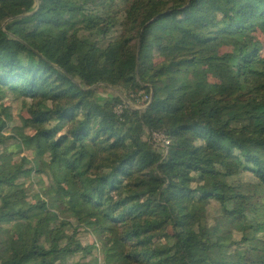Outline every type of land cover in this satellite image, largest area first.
Segmentation results:
<instances>
[{"label":"trees","instance_id":"trees-1","mask_svg":"<svg viewBox=\"0 0 264 264\" xmlns=\"http://www.w3.org/2000/svg\"><path fill=\"white\" fill-rule=\"evenodd\" d=\"M122 1L0 0V99L23 98L35 129L6 137L0 107V147L14 140L46 159L62 215L110 236L104 264H264V58L246 41L252 27L264 39V0ZM222 44L232 52L219 55ZM202 68L222 87L191 79ZM99 87L146 90L151 102L101 99ZM154 132L170 141L161 154L142 142ZM3 157L0 245L7 235L11 255L0 264L84 251L65 234L72 222L18 196L25 158Z\"/></svg>","mask_w":264,"mask_h":264},{"label":"rangeland","instance_id":"rangeland-1","mask_svg":"<svg viewBox=\"0 0 264 264\" xmlns=\"http://www.w3.org/2000/svg\"><path fill=\"white\" fill-rule=\"evenodd\" d=\"M131 0L122 1L118 3V7L121 10H125ZM209 12V11H208ZM208 18L211 21L210 23L215 22L218 18H215L213 15L208 14ZM125 32L124 28H117L115 32H113L107 39H105L104 44H107L109 41L114 40L115 38L121 36ZM246 35L247 43L249 44V49L253 50L254 47H259L261 50V55L264 58V39L261 33L255 29L251 28ZM218 54L223 55L225 53H231L233 50L232 46L222 44L218 49ZM138 54V52H137ZM159 62V61H158ZM256 70L259 73L255 75V80H260L262 77L261 74H264V65H257ZM191 79L201 80L205 82H209L210 84H218L219 87H222L219 74H213L209 71V68H202L200 72L192 73ZM148 95V91L143 90L139 92L134 91H126L122 88H98V97L101 99H111L113 97H119L125 103H130V95ZM23 98L15 96V95H6L5 98L0 99V107L5 108L6 112L4 113L9 114L11 116L10 122V130L6 131V137H12L13 131L16 128H20L24 130L29 136L35 134V129L25 124V120L30 118L29 109L24 107ZM135 106H142V103L136 104ZM141 108V107H140ZM150 144L151 140L149 136H144L142 138V142H146ZM152 143V142H151ZM15 144L14 140H10L7 144L9 147L8 152H6V148L0 147V156H4L1 162L2 166H11L15 164H23L22 158H25V170L30 172V175H24L18 181L19 184L22 185L24 190L23 194H19V197H23L26 201L34 206H40L41 214L44 213V209L42 208V204H46L45 208L50 210L52 213H56L60 218V221L72 222L71 227H67V232L65 234L69 236H74L75 240L82 244L85 248L84 251L77 253L68 260L60 263V264H104V248L105 245H111L110 236L107 234L102 235H94L91 231L85 229L84 227L80 226V224L76 221L73 217L64 216L61 213V210L67 206V200L64 204L59 202H55L53 198L55 197V184L52 179V172L49 171L47 168L46 159H41L36 156L33 150H21L18 151L13 145ZM152 148L154 151L158 153H163V149L161 147L155 146L152 143ZM151 146V145H150ZM37 170H42L39 173ZM63 183L66 187V179L62 176ZM8 188L5 187L4 193H8ZM11 228V226H6ZM169 233L170 229H164L159 234L160 237L163 236L164 233ZM15 238V237H14ZM3 243L2 246L0 245V249L2 250L0 257L1 258H8L11 255L10 250V242L8 240V236L2 237ZM19 239V236L14 239L13 242H16ZM165 241L160 239L158 240V244H163ZM1 244V243H0Z\"/></svg>","mask_w":264,"mask_h":264},{"label":"built area","instance_id":"built-area-1","mask_svg":"<svg viewBox=\"0 0 264 264\" xmlns=\"http://www.w3.org/2000/svg\"><path fill=\"white\" fill-rule=\"evenodd\" d=\"M131 98L133 100H135L137 104H139V103L144 104L145 103L144 107H147L151 102V97L149 95L137 96V95L132 94ZM124 104L126 105L127 103L124 102ZM136 108L140 109L139 106H136ZM123 111H124V106H122V105H120L116 108V113L119 116L122 115ZM150 140L152 143L155 144V146L161 147L162 149H167L170 145V141L168 140V138L163 133H160V132L152 133L150 135Z\"/></svg>","mask_w":264,"mask_h":264}]
</instances>
